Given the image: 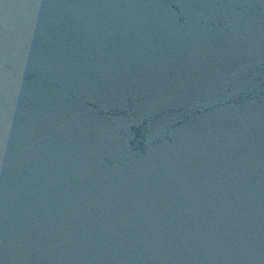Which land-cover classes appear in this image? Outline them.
I'll use <instances>...</instances> for the list:
<instances>
[{"label":"water","instance_id":"obj_1","mask_svg":"<svg viewBox=\"0 0 264 264\" xmlns=\"http://www.w3.org/2000/svg\"><path fill=\"white\" fill-rule=\"evenodd\" d=\"M0 264H264V24L0 82Z\"/></svg>","mask_w":264,"mask_h":264}]
</instances>
